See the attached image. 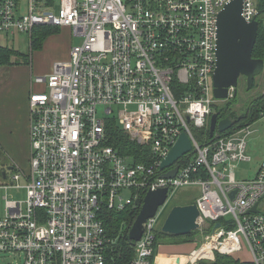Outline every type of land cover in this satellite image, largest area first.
Listing matches in <instances>:
<instances>
[{
	"label": "built area",
	"instance_id": "obj_1",
	"mask_svg": "<svg viewBox=\"0 0 264 264\" xmlns=\"http://www.w3.org/2000/svg\"><path fill=\"white\" fill-rule=\"evenodd\" d=\"M229 1L60 0L55 10L47 0H0V34L53 26L81 39L67 62L34 77L41 89L28 96L27 168L11 162L10 184L7 169L0 172V188L26 192L24 202L4 197L0 253L22 257V264H108L115 239L104 210L139 212L149 191L166 189L167 203L180 189L197 187L203 241L188 264H264V159L253 179L233 174V163L249 160L251 124L207 144L193 135L209 127L218 102L216 17ZM257 12L256 0H242L246 23ZM100 107L109 117L98 118ZM110 126L147 147L150 161L135 162L108 145ZM181 134L191 152L161 171ZM175 166L174 178L161 179ZM159 209L143 225L131 264H150Z\"/></svg>",
	"mask_w": 264,
	"mask_h": 264
},
{
	"label": "water",
	"instance_id": "obj_2",
	"mask_svg": "<svg viewBox=\"0 0 264 264\" xmlns=\"http://www.w3.org/2000/svg\"><path fill=\"white\" fill-rule=\"evenodd\" d=\"M242 0H231L223 6L216 17V66L212 75L213 98L216 101H226L229 89H233V96L240 79H245L246 91L252 88L254 79L258 77L264 67L262 59L252 57L253 47L257 37V17L246 23L241 17ZM219 114L213 113L209 120V138L212 140L220 134L230 130L233 122L229 117L218 120ZM192 144L186 134H181L167 157L161 162L159 169L164 171L175 165L183 156L190 153ZM8 170H11L9 167ZM178 168L163 172L161 179H172ZM5 178V173H2ZM167 190L157 189L146 193L142 206L132 225L127 230L128 240L135 245L143 234V225L155 216L157 210L166 204ZM256 211V208L253 209ZM199 211L195 203L190 205H176L171 207L161 227V232L178 237L186 236L198 230L197 219ZM219 224L215 225L218 228ZM179 263V259H176ZM131 264V262L127 263ZM157 264V263H155Z\"/></svg>",
	"mask_w": 264,
	"mask_h": 264
},
{
	"label": "trees",
	"instance_id": "obj_3",
	"mask_svg": "<svg viewBox=\"0 0 264 264\" xmlns=\"http://www.w3.org/2000/svg\"><path fill=\"white\" fill-rule=\"evenodd\" d=\"M48 2H53V0H47ZM256 8L261 14L257 17L258 21V31L256 41L253 47L252 57L264 60V0H256ZM59 33L58 27L53 26H38L35 27L30 35V52L39 51L42 48L43 43L46 38ZM30 56H25L18 52L13 51L7 47L0 46V67L30 63ZM262 76V92L256 93L254 95L250 94L256 86V78L254 79L252 88L246 91V84L243 82L238 86L235 91V95L232 98L226 100L223 105H213V111L219 114L218 120L229 117L233 122V127L231 130L226 131L220 135L230 133L246 124H251L252 122L258 120L264 115V69L261 73ZM239 84L245 94L243 104L234 109V103L237 102L238 87ZM248 95V96H246ZM193 135L200 144H207L210 141L209 138V127L206 125L204 128L193 131ZM108 145L116 149L119 154L125 156H132L135 162H148L150 157L147 153V147H141L131 142L128 137L121 132L117 127H108ZM1 152V150H0ZM1 155V153H0ZM1 161V157H0ZM194 197L183 199L180 203H176L173 206L180 205H190L194 202ZM172 206V207H173ZM138 215V208H127L120 212L106 211L104 210L101 214L106 229L111 237L115 239V243L112 249L113 260L108 264H127L134 258V246L127 238V230L134 222ZM198 231L192 232L186 236H170L161 232L160 228L155 230V242L153 246V254L150 259V264H152V258L156 253V246L160 242L167 241H188L195 235H198ZM200 235V234H199ZM203 262L199 263L202 264Z\"/></svg>",
	"mask_w": 264,
	"mask_h": 264
},
{
	"label": "rangeland",
	"instance_id": "obj_4",
	"mask_svg": "<svg viewBox=\"0 0 264 264\" xmlns=\"http://www.w3.org/2000/svg\"><path fill=\"white\" fill-rule=\"evenodd\" d=\"M60 0H53L55 4V10L58 9ZM61 29V28H59ZM67 35L66 37H69V43L70 45L74 46L81 42V39L78 37H74L73 35ZM65 33L61 31L60 33H57L56 35H52L46 38L43 46H42V53L41 57L39 58V63H47L49 60L59 57L64 51L65 47V39L64 37ZM30 35L28 34H14L13 36H5L4 34H0V46L7 47L9 49H12L15 52H18L20 54H23L25 56L32 55V52H30ZM41 51V50H40ZM34 53V52H33ZM261 75V74H260ZM256 77V84L257 86L248 93V95L256 94L259 92H262V76ZM33 80H31V83ZM240 84L245 82V79L239 80ZM239 84L238 87V95H237V102L234 103V109L236 110L238 107H240L243 104L244 101V92L242 90L241 85ZM246 95V96H248ZM232 98V97H231ZM230 99V98H229ZM226 103V101H218L216 105H223ZM104 109L100 107L98 109L97 116L99 119L104 118L106 115H104ZM116 110H114L115 114ZM109 117V116H106ZM251 130L252 134L249 137L247 141V152L246 154L249 157L248 161H242V162H235L233 163V174L235 176V179L237 181H247L249 179H253L256 175L259 163L262 159H264V117L259 118L258 120L251 123ZM1 161H0V172L4 169H7L6 167L10 165L11 160L9 156L1 151ZM15 163V162H14ZM4 166V167H3ZM27 168V165L24 167V169ZM13 172L9 171L7 169V179L4 180L5 183L10 184L11 182V176ZM0 181L3 182V180L0 178ZM25 181L22 179L20 181V186H24ZM199 194V188L197 187H190V188H183L177 191L173 197L163 206L160 210V218L157 221L156 229L162 227V224L171 209V207L176 204L180 203L183 199L186 198H192L197 197ZM7 197L9 200L17 201V202H24L26 199V192L24 189L20 190H7L0 188V217L4 214V197ZM129 199V195H124V200ZM198 231V230H197ZM198 235H195L193 238H191L188 241H167V242H160L156 246V253L152 258V264H165V261L158 260V257H164L168 258V264H188L187 257L189 253L193 250H196L200 247L203 237L200 234V231H198ZM200 234V235H199ZM170 246H185L182 249H179L180 251L177 252H168V255H159L158 254V247L160 245H167ZM179 259V263L176 262V259ZM0 264H22V257L14 256L12 254H2L0 253ZM202 264H210L208 261H203Z\"/></svg>",
	"mask_w": 264,
	"mask_h": 264
},
{
	"label": "crops",
	"instance_id": "obj_5",
	"mask_svg": "<svg viewBox=\"0 0 264 264\" xmlns=\"http://www.w3.org/2000/svg\"><path fill=\"white\" fill-rule=\"evenodd\" d=\"M18 1L20 5H25L26 0ZM61 31L65 33L64 37L71 33L66 27L59 29V33ZM68 39L69 37H66L63 53L47 63L38 62L42 53L41 48V51L32 53L30 63L27 65L15 64L0 67V150L9 156L11 162L17 163L22 168L27 165L30 152L28 96L30 92L41 89L33 82L31 83V80H34L36 75L51 73L54 64L69 60L71 45ZM183 247L185 246L160 245L158 254L168 255V252H177L180 251L179 249L183 250ZM157 259L168 264V258L158 257Z\"/></svg>",
	"mask_w": 264,
	"mask_h": 264
},
{
	"label": "flooded vegetation",
	"instance_id": "obj_6",
	"mask_svg": "<svg viewBox=\"0 0 264 264\" xmlns=\"http://www.w3.org/2000/svg\"><path fill=\"white\" fill-rule=\"evenodd\" d=\"M255 59H258V58H255ZM263 60V59H262ZM263 62H264V60H263ZM263 69H264V67H263Z\"/></svg>",
	"mask_w": 264,
	"mask_h": 264
}]
</instances>
